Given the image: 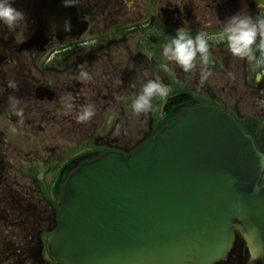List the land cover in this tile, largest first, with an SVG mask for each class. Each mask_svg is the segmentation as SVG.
Segmentation results:
<instances>
[{
    "label": "flooded vegetation",
    "instance_id": "af4514ba",
    "mask_svg": "<svg viewBox=\"0 0 264 264\" xmlns=\"http://www.w3.org/2000/svg\"><path fill=\"white\" fill-rule=\"evenodd\" d=\"M35 1L14 0L25 17L20 24L0 22V264H59L46 240L56 228L61 181L74 162L104 150L126 153L194 102L231 111L264 151V81L257 83L254 64L234 57L226 43L210 41L212 74L202 78L199 68L185 73L162 54L177 29L216 37L231 16L264 12L257 0H75L72 7L50 0L62 29L70 19L71 29L84 32L74 39L63 33L62 40L55 29L44 51L28 48L37 45L40 28ZM82 72L92 79L83 80ZM153 79L168 95L137 114L132 104ZM62 97H70L71 113ZM89 104L95 116L78 123L75 114ZM18 109L23 123L14 115ZM248 258V245L237 237L216 264Z\"/></svg>",
    "mask_w": 264,
    "mask_h": 264
},
{
    "label": "water",
    "instance_id": "95a60500",
    "mask_svg": "<svg viewBox=\"0 0 264 264\" xmlns=\"http://www.w3.org/2000/svg\"><path fill=\"white\" fill-rule=\"evenodd\" d=\"M261 159L233 116L188 108L127 158L104 153L69 175L51 253L63 264H213L236 227L248 264H264Z\"/></svg>",
    "mask_w": 264,
    "mask_h": 264
},
{
    "label": "clouds",
    "instance_id": "9594fccd",
    "mask_svg": "<svg viewBox=\"0 0 264 264\" xmlns=\"http://www.w3.org/2000/svg\"><path fill=\"white\" fill-rule=\"evenodd\" d=\"M65 7L74 6L75 0H61ZM258 8L264 6V0H257ZM24 13L14 6V0H0V22L9 26L20 24L24 20ZM223 33L212 37L201 31L195 36L186 31L185 27L176 30L175 36H169L163 46V56L167 61L179 66L185 73H194L198 68L202 78L211 76L210 41L216 44L226 43L228 50L234 57L254 64L257 83L264 81V12L255 16L246 12L237 13L224 23ZM64 30L71 31V20L64 22ZM229 75H232L229 73ZM81 78L89 81L92 77L87 72L81 73ZM10 88H16L14 82H9ZM168 87L158 80H148L140 93L136 96L132 108L137 114L149 113L153 109V100L168 95ZM14 99V98H13ZM66 114L72 112L70 97H62ZM19 102L16 101V104ZM15 107V105H14ZM20 123H23L24 111L18 109L14 112ZM95 116L94 105H86L75 114L78 123H86ZM264 168V159L260 160Z\"/></svg>",
    "mask_w": 264,
    "mask_h": 264
},
{
    "label": "rangeland",
    "instance_id": "374dc122",
    "mask_svg": "<svg viewBox=\"0 0 264 264\" xmlns=\"http://www.w3.org/2000/svg\"><path fill=\"white\" fill-rule=\"evenodd\" d=\"M137 137H138V135L137 136L136 135L133 136L134 139H136Z\"/></svg>",
    "mask_w": 264,
    "mask_h": 264
},
{
    "label": "bare ground",
    "instance_id": "6f19581e",
    "mask_svg": "<svg viewBox=\"0 0 264 264\" xmlns=\"http://www.w3.org/2000/svg\"><path fill=\"white\" fill-rule=\"evenodd\" d=\"M62 24H63V22H62Z\"/></svg>",
    "mask_w": 264,
    "mask_h": 264
}]
</instances>
